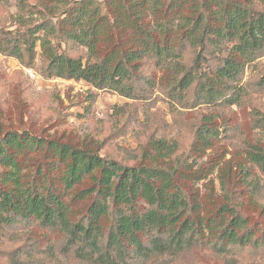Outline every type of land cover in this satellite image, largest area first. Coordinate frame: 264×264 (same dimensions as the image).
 I'll return each mask as SVG.
<instances>
[{
    "label": "trees",
    "instance_id": "16d2710c",
    "mask_svg": "<svg viewBox=\"0 0 264 264\" xmlns=\"http://www.w3.org/2000/svg\"><path fill=\"white\" fill-rule=\"evenodd\" d=\"M17 1L21 10L26 8L24 0ZM50 1L53 5H34L45 19L19 33L25 47L13 44L9 54L32 67L40 42L46 76L85 81L128 99H146L158 80H166L178 98L195 89L197 101L215 103L233 91L230 83L240 79L248 64L264 56V0ZM62 43L85 47L87 61L70 56ZM188 50L194 54L190 61L184 57ZM212 63L211 75L203 73L202 66ZM156 72L162 73L158 79ZM258 123L264 131V115ZM217 138L212 117H205L194 152L210 149ZM150 146L154 153L144 155L150 164L129 167L88 147L27 132L6 134L0 140V239L19 223L38 221L67 235L83 264H152L207 245L220 255L232 248H264V234L257 236L259 229L232 198L217 211L205 212L199 189L189 188V182L204 175L199 169L185 171L182 162L174 165L176 142L153 139ZM45 147L62 165L65 192L88 178L93 183L76 196L92 198L86 215L77 220L65 193L57 192L48 177L55 161L38 165L29 175L24 172L26 153ZM247 157L264 172L263 148L253 147ZM246 170L245 182L253 177ZM249 187L254 196L259 181L251 180ZM141 201L148 209L138 211Z\"/></svg>",
    "mask_w": 264,
    "mask_h": 264
},
{
    "label": "rangeland",
    "instance_id": "374dc122",
    "mask_svg": "<svg viewBox=\"0 0 264 264\" xmlns=\"http://www.w3.org/2000/svg\"><path fill=\"white\" fill-rule=\"evenodd\" d=\"M24 3L26 8L21 10L17 0H0V140L11 132H27L45 140L88 147L129 167L150 164L144 155L154 153L150 146L153 139L176 142L174 165L179 161L185 164L182 167L185 171L199 169L204 175L201 181L189 182V188L199 189L205 212L217 211L232 198L259 229L257 236L264 234V172L247 157L253 147L264 149V131L258 123L260 115H264V56L248 64L240 79L230 83L233 91H227L215 103L197 101L195 89L184 91V97L178 98V92H173L166 80H158L146 99H128L115 91L98 90L85 81L46 76L48 63L40 42L36 44L32 67L11 56L13 44L23 46L20 34L24 29L45 19L37 14L34 5H53L50 0H24ZM62 49L83 63L89 56L85 47L75 43H62ZM191 51L184 55L189 61L194 55ZM210 67L216 65L204 64L202 72L211 75ZM146 72L153 74L154 69L147 68ZM161 74L156 72V79ZM207 116L212 117L218 128V138L210 149L196 153L193 143ZM26 154L24 172L28 175L38 165L48 167L55 161V166L48 168L50 181L57 192L65 193L75 220L86 215L92 198L78 200L76 196L93 184L91 179L65 192L60 182L62 165L52 160L46 147ZM244 170L253 174L247 182L241 180ZM251 180L260 184L254 196L253 188L249 187ZM137 209L144 211L148 206L141 201ZM111 222L112 217L104 224L106 233ZM0 264L83 263L71 250L67 235L33 220L19 223L0 239ZM152 264H264V248H232L228 254L220 255L207 245L176 257L158 258Z\"/></svg>",
    "mask_w": 264,
    "mask_h": 264
}]
</instances>
